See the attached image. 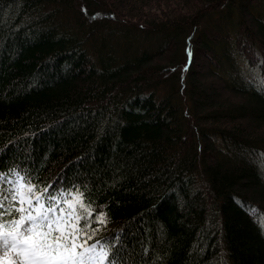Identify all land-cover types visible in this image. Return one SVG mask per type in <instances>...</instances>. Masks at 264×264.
<instances>
[{
	"label": "trees",
	"instance_id": "16d2710c",
	"mask_svg": "<svg viewBox=\"0 0 264 264\" xmlns=\"http://www.w3.org/2000/svg\"><path fill=\"white\" fill-rule=\"evenodd\" d=\"M261 132L264 0H0V169L125 264H264Z\"/></svg>",
	"mask_w": 264,
	"mask_h": 264
},
{
	"label": "snow or ice",
	"instance_id": "6c2138e0",
	"mask_svg": "<svg viewBox=\"0 0 264 264\" xmlns=\"http://www.w3.org/2000/svg\"><path fill=\"white\" fill-rule=\"evenodd\" d=\"M93 222L106 217L96 218L79 189H41L15 169H0V264H125L117 237L89 244Z\"/></svg>",
	"mask_w": 264,
	"mask_h": 264
},
{
	"label": "rangeland",
	"instance_id": "374dc122",
	"mask_svg": "<svg viewBox=\"0 0 264 264\" xmlns=\"http://www.w3.org/2000/svg\"><path fill=\"white\" fill-rule=\"evenodd\" d=\"M208 59V55H202V53L200 54L199 59L197 60V64L195 65V70L197 71V73H202L205 72V68H203V63L205 64L206 60ZM193 76H196V74H194ZM200 80L202 81V83L206 86L214 84L218 89H223V86L221 83H219L218 81L210 78L209 76H203L202 78H200ZM224 90V89H223ZM222 90V91H223ZM230 93L228 92H223L222 93V98L220 99V103H225L224 99L227 98V96H229ZM231 103L236 104V105H248L249 103L246 102L245 100H239L236 99L235 97L231 98ZM245 124H247L248 126H250V128H255L258 127L256 124L252 123L251 121H246ZM263 132H261L260 134H262ZM264 135V133H263ZM63 206V205H62ZM3 253L0 252V255H2ZM12 259H16L14 254L11 257Z\"/></svg>",
	"mask_w": 264,
	"mask_h": 264
}]
</instances>
